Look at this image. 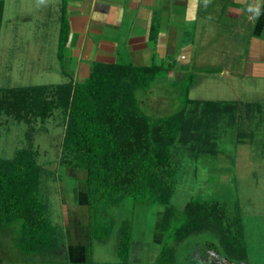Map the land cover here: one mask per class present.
Returning a JSON list of instances; mask_svg holds the SVG:
<instances>
[{"label": "rangeland", "instance_id": "obj_1", "mask_svg": "<svg viewBox=\"0 0 264 264\" xmlns=\"http://www.w3.org/2000/svg\"><path fill=\"white\" fill-rule=\"evenodd\" d=\"M4 1L0 89L52 88L69 81L82 82L84 79L74 77V63L66 53L68 34L62 63L58 58L59 7L39 6L36 0ZM176 55L163 59L155 56L146 61V66L161 67V73L147 88L136 91L141 110L151 118L179 112L186 97L202 101L189 104L186 111L198 138L186 144L177 141L171 149L167 171L172 174L165 177L172 188L170 204L177 210H183L190 201L217 204L224 213L226 232L239 241L235 249L242 250L245 259H229L215 234L207 231L176 246L175 264H264V167L245 162L246 158L255 159L258 155L244 157V163L239 161L236 107L218 103L208 108L204 104L213 96L207 92V45L196 43L191 60H180ZM65 123L63 112L57 108L44 122L35 112H29L26 120L0 115V159L11 160L25 148L36 153L40 167L39 200L57 228L58 244L57 255L25 254L17 245L14 229L0 225V264H74L65 245L62 214L64 203L77 201V180L82 176L61 164ZM162 210L159 205H133L127 198L118 205L104 206L98 222L111 227L108 237L104 242L88 241L74 260L81 259L84 264H122L117 253L119 228L123 222H129L132 258L140 261L133 264H155L157 247L152 251L153 247L157 244L160 249L163 244V235L157 230Z\"/></svg>", "mask_w": 264, "mask_h": 264}, {"label": "trees", "instance_id": "obj_2", "mask_svg": "<svg viewBox=\"0 0 264 264\" xmlns=\"http://www.w3.org/2000/svg\"><path fill=\"white\" fill-rule=\"evenodd\" d=\"M3 2L0 0V24ZM68 27L61 21L58 58L62 63ZM161 73L158 66L95 63L82 82L69 81L49 88L30 86L0 89V115L26 120L35 112L44 122L55 108L66 119L61 164L81 171L85 185L89 242H104L111 227L98 222L104 206L124 199L134 204L163 207L158 232L163 235L155 264H175V249L186 238L210 231L226 256L244 261L239 241L223 225V210L217 204L188 202L183 210L170 204L172 188L165 177L171 149L179 141L196 140L193 120L186 117L187 97L179 112L151 118L139 105L136 91L145 89ZM188 89L185 91L187 95ZM208 108L218 103L204 101ZM40 167L31 148L16 152L11 160L0 159V225L12 228L17 245L25 254L53 256L58 253L57 229L39 200ZM130 223L119 228L117 253L129 264ZM84 264V263H81Z\"/></svg>", "mask_w": 264, "mask_h": 264}, {"label": "crops", "instance_id": "obj_3", "mask_svg": "<svg viewBox=\"0 0 264 264\" xmlns=\"http://www.w3.org/2000/svg\"><path fill=\"white\" fill-rule=\"evenodd\" d=\"M47 4L59 7L60 28L62 18L66 22V53L74 63V77L82 80L95 63L146 66L155 56L163 59L176 53L180 60H191L196 43L207 45V92L213 94L207 102L236 107L239 161L258 155L245 162L264 167V0H212L197 9L189 0H48ZM249 4L260 7L258 18H250ZM77 181V201L64 203L62 214L65 245L74 264L83 262L74 260V255L82 253L89 241L85 185ZM155 247L157 257L159 246L155 244L152 251ZM129 255V264L140 263L133 260L131 247Z\"/></svg>", "mask_w": 264, "mask_h": 264}, {"label": "clouds", "instance_id": "obj_4", "mask_svg": "<svg viewBox=\"0 0 264 264\" xmlns=\"http://www.w3.org/2000/svg\"><path fill=\"white\" fill-rule=\"evenodd\" d=\"M37 4L39 6H47L48 0H36ZM212 0H189V5L193 9H197L199 4H202L203 7H207L209 4H211ZM246 11L250 14V18H258L261 15V10L258 5H251L249 4ZM191 19H195V16L192 15Z\"/></svg>", "mask_w": 264, "mask_h": 264}]
</instances>
